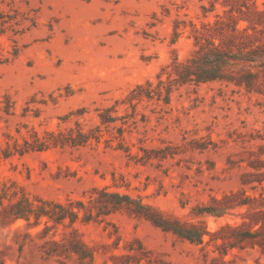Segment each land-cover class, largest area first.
I'll return each instance as SVG.
<instances>
[{
	"label": "rangeland",
	"instance_id": "1",
	"mask_svg": "<svg viewBox=\"0 0 264 264\" xmlns=\"http://www.w3.org/2000/svg\"><path fill=\"white\" fill-rule=\"evenodd\" d=\"M263 2L0 0L1 202L52 216L0 224V264H264L263 68L180 79L212 46L264 48Z\"/></svg>",
	"mask_w": 264,
	"mask_h": 264
},
{
	"label": "trees",
	"instance_id": "2",
	"mask_svg": "<svg viewBox=\"0 0 264 264\" xmlns=\"http://www.w3.org/2000/svg\"><path fill=\"white\" fill-rule=\"evenodd\" d=\"M264 6V2L262 3ZM255 13L259 16L262 21H264V10H256ZM243 30H246L243 29ZM244 60L247 62L254 63L255 67H262L264 71V48L260 46H254L247 54H242L240 58H233L228 54L227 51L222 49L220 46H212L210 50L207 52H203L198 58L192 61V65L186 64L184 66V72L180 75V79L182 82L185 81H194L196 83L214 81V80H227V81H235L236 83H240V78H244L247 81V85H251L253 80L256 78L257 73L252 72L250 70H246L244 74L239 78L233 76L232 68L238 65L237 61ZM118 197V195L114 194ZM234 195L225 196L223 200H229ZM124 199L128 201L130 200L128 196H122ZM224 201H216L215 204L217 206H210L202 208L201 213H210L214 216H221L225 213L226 208H221L219 204H222ZM240 204V205H244ZM0 224L5 225L7 223L13 222L19 218H23L25 220H29V216L31 214L35 215V219L37 220L41 215H46L49 218L52 216L48 214V212L40 211L35 213L32 209V204L28 202L26 199L17 201L15 203L8 204L6 206L2 205L1 196H0ZM135 213H144L145 217L149 219L155 226L160 227L164 231L172 232L180 238L187 239L191 242H202V237L204 235H211L206 231L204 227H196L195 225H187L181 224L176 221H171L169 219L164 218L159 212L154 211L152 208L148 206H144L142 204H137V210H134ZM261 214H264L261 213ZM253 216H257L254 214ZM68 217H70V223H73L77 219V214L73 211L68 213ZM65 218V214H59L57 218H54L56 221H60ZM236 230V229H235ZM259 230L254 231L252 233L247 234V236H243L240 239L243 240L246 237H251L257 234ZM57 246V243H52ZM82 246L84 244L77 240L74 243V246L70 248L74 251H81ZM81 253V252H80ZM49 255L50 252H47Z\"/></svg>",
	"mask_w": 264,
	"mask_h": 264
}]
</instances>
